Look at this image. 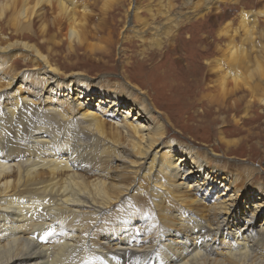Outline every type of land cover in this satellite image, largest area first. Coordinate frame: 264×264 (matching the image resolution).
<instances>
[{
	"label": "bare ground",
	"instance_id": "6f19581e",
	"mask_svg": "<svg viewBox=\"0 0 264 264\" xmlns=\"http://www.w3.org/2000/svg\"><path fill=\"white\" fill-rule=\"evenodd\" d=\"M175 1L178 27L192 13L241 10L234 21L221 13L225 43L211 50L207 88L223 102L256 97L264 0H159L167 24ZM91 13L83 0H0V26L19 38L0 35V264H264L260 171L171 139L173 121L129 76L92 81L44 53L63 31L70 50L84 45ZM170 32L151 35L150 47L174 43Z\"/></svg>",
	"mask_w": 264,
	"mask_h": 264
},
{
	"label": "rangeland",
	"instance_id": "374dc122",
	"mask_svg": "<svg viewBox=\"0 0 264 264\" xmlns=\"http://www.w3.org/2000/svg\"><path fill=\"white\" fill-rule=\"evenodd\" d=\"M83 2L90 5L93 12L85 21L88 32L83 40L84 45L73 46L71 50L74 51H71L63 31L54 43L45 44L44 53L51 57L54 66L66 73L79 71L92 81L103 78L125 82L129 76L135 85L148 93L160 113L173 121L171 125L165 117L171 139L197 150L220 155L232 165L256 168L260 171V177L256 178L264 180V88L259 89L256 97L243 91L226 98V102L220 99L218 88L212 94L209 93L211 89L207 88L210 86L207 82L210 76L206 66L208 60L215 56L211 50L215 44L223 46L225 43L224 39L217 37L219 28L226 24L221 13L227 12L229 21H234L241 10L228 11L225 6H219L218 10H214L216 14L220 12L219 15L209 18H196L194 15L198 12L192 13L189 16L192 20L178 27L174 14L180 10L181 1H175L177 7L170 11L174 18H171L172 24H167L165 16L159 15V0H118L115 4L111 0ZM110 4L113 5L104 8V5ZM135 6H139L137 18L132 10ZM250 6L253 7V4ZM150 8L158 14L154 20L150 17ZM169 25H173L174 29ZM154 26L159 28L158 32L153 30ZM35 27L37 30L39 25ZM1 28L5 31L0 35L6 39H19L12 36L15 35L13 29ZM50 30L49 35H57L53 27ZM170 30L171 35L178 36L174 43L165 41L159 49L150 47L151 35H169ZM30 42L38 45L41 39ZM207 43H211V49ZM203 48L209 49V52ZM28 68H31L30 65L21 61V71ZM211 78L215 80L216 76ZM242 97L241 102L239 98ZM224 142L237 145H230L227 150ZM221 191L217 190L213 196ZM240 199L243 200L242 196ZM261 220H264V214Z\"/></svg>",
	"mask_w": 264,
	"mask_h": 264
}]
</instances>
